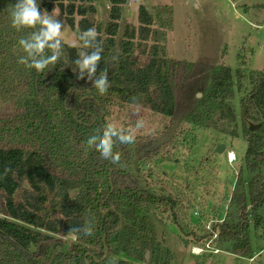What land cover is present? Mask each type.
<instances>
[{
	"label": "trees",
	"instance_id": "trees-1",
	"mask_svg": "<svg viewBox=\"0 0 264 264\" xmlns=\"http://www.w3.org/2000/svg\"><path fill=\"white\" fill-rule=\"evenodd\" d=\"M16 2L0 0V264H141L147 252L150 264H170L173 255L157 241L151 213L165 202L173 206L174 200L143 183L135 141L115 144L120 164L104 159L87 141L110 123L111 108L118 103L227 132L237 120L232 69L167 57L169 7L154 15L140 5L139 24H126L117 43L127 0H110L104 29L90 19L97 14L92 0H36L42 11L58 6L80 34L96 28L103 47L97 76L106 70L109 82L100 95L87 76L78 80L73 71L77 46L62 41V57L43 72L18 63L26 55L19 40L35 29L12 27ZM236 74L243 78L241 70ZM252 75V89L241 100L251 177L246 187L238 173L231 197L237 216L215 228L219 245L231 243V252L251 258L250 216L257 224L264 206V71ZM249 122L260 126L250 129ZM86 220L93 223L91 235L70 234ZM56 234L79 242L59 252Z\"/></svg>",
	"mask_w": 264,
	"mask_h": 264
},
{
	"label": "rangeland",
	"instance_id": "rangeland-1",
	"mask_svg": "<svg viewBox=\"0 0 264 264\" xmlns=\"http://www.w3.org/2000/svg\"><path fill=\"white\" fill-rule=\"evenodd\" d=\"M97 14L90 16L104 27L109 20L110 0H92ZM140 5L156 15L163 7L173 10L172 26L166 30L165 55L172 59L226 65L233 71L237 120L227 132L187 123L182 116L170 118L142 106L118 103L112 106L110 123L133 127L143 118L145 126L135 133V160L141 178L157 194L174 200L152 213L153 229L161 248L170 249V264H264V206L259 222L250 216L251 257L231 252V243L219 245L217 225L237 216L231 202L237 175L242 172L247 187L251 173L246 167L241 100L251 91L252 74L264 71V0H127L123 6L117 43L126 24L138 25ZM56 18L63 22L61 40L83 50L78 27L72 30L65 14L56 6ZM53 12V11H52ZM51 13V12H49ZM80 16H76V23ZM241 70L243 78L236 72ZM259 124V122H249ZM250 127V126H249ZM235 130L236 134L230 133ZM224 145L221 152L218 147ZM235 152L230 162L228 153ZM135 173L138 174L136 167ZM214 229V230H213ZM59 252H68L79 241L62 236ZM200 248L199 254L193 248ZM35 248H31L33 252ZM125 257L124 255H119ZM151 254L145 262L150 264Z\"/></svg>",
	"mask_w": 264,
	"mask_h": 264
},
{
	"label": "clouds",
	"instance_id": "clouds-1",
	"mask_svg": "<svg viewBox=\"0 0 264 264\" xmlns=\"http://www.w3.org/2000/svg\"><path fill=\"white\" fill-rule=\"evenodd\" d=\"M11 24L17 31L21 29H35L27 37H21L19 45L26 55L18 59V63L27 68H34L37 72H43L50 65L55 64L63 55V44L61 40L63 22L56 18L55 11L49 13L42 11L36 0H17L11 9ZM99 33L96 28H89L83 31L78 40L83 50L79 52V58L75 60L74 72H77V79L82 80L87 76L100 95L107 93L109 82L107 71L103 70L97 76V67L102 59V42L98 41ZM118 60V56L112 58ZM73 91V89H70ZM132 101L137 102L138 98L133 96ZM145 126L143 118L138 119L133 127H117L112 123L106 124L102 131L97 130L96 134L88 138L89 147H94L100 152L104 159H111L113 163L120 164L119 152H114V146L119 144H131L135 141L136 130ZM10 169H6L9 171ZM70 234L91 235L93 223L86 220L82 227H73Z\"/></svg>",
	"mask_w": 264,
	"mask_h": 264
},
{
	"label": "built area",
	"instance_id": "built-area-1",
	"mask_svg": "<svg viewBox=\"0 0 264 264\" xmlns=\"http://www.w3.org/2000/svg\"><path fill=\"white\" fill-rule=\"evenodd\" d=\"M228 159H229L230 162L235 161L236 160L235 152H229L228 153ZM202 250L200 248L194 247L192 251H193L194 254H199Z\"/></svg>",
	"mask_w": 264,
	"mask_h": 264
},
{
	"label": "water",
	"instance_id": "water-1",
	"mask_svg": "<svg viewBox=\"0 0 264 264\" xmlns=\"http://www.w3.org/2000/svg\"><path fill=\"white\" fill-rule=\"evenodd\" d=\"M38 6H39V5H38ZM200 95H201V94H199V96H200ZM259 126H260L259 124H251V125H250V129H257ZM223 147H224V145H220V146L218 147V151L221 152V150H222ZM148 254H149V252L146 253V256H148Z\"/></svg>",
	"mask_w": 264,
	"mask_h": 264
}]
</instances>
